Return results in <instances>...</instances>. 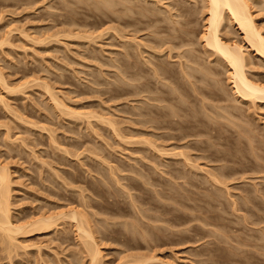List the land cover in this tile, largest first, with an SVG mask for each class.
<instances>
[{
    "label": "rangeland",
    "instance_id": "obj_1",
    "mask_svg": "<svg viewBox=\"0 0 264 264\" xmlns=\"http://www.w3.org/2000/svg\"><path fill=\"white\" fill-rule=\"evenodd\" d=\"M245 1L264 37V0ZM207 10L0 0V168L14 224L77 211L99 264H264V100L236 93L205 46ZM223 18L220 37L264 86V57ZM55 225L0 238V264H90L75 223Z\"/></svg>",
    "mask_w": 264,
    "mask_h": 264
},
{
    "label": "bare ground",
    "instance_id": "obj_2",
    "mask_svg": "<svg viewBox=\"0 0 264 264\" xmlns=\"http://www.w3.org/2000/svg\"><path fill=\"white\" fill-rule=\"evenodd\" d=\"M209 18L206 32L203 36L205 46L212 48L220 55L231 70L236 93L243 99L264 100V86L251 81L245 71V59L241 49L235 44L227 43L220 37V26L224 21V13L233 20L245 34L248 44L264 57V37L257 29L249 5L245 0H206ZM112 171V170H111ZM8 173L0 168V238H5L9 245L18 236H28L32 233L46 232L53 228L60 218L68 217L75 223L77 238L87 250L90 264H99L100 252L95 238V232L90 223L84 220L77 211L70 210L54 216H41L23 225H16L10 214V187ZM1 244H3L1 242ZM6 246L5 244H3ZM7 248V247H6ZM141 264V263H140Z\"/></svg>",
    "mask_w": 264,
    "mask_h": 264
}]
</instances>
